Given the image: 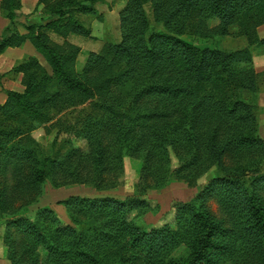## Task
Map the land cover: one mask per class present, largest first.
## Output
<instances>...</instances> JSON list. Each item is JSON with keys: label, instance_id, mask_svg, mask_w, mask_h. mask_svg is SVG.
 <instances>
[{"label": "trees", "instance_id": "16d2710c", "mask_svg": "<svg viewBox=\"0 0 264 264\" xmlns=\"http://www.w3.org/2000/svg\"><path fill=\"white\" fill-rule=\"evenodd\" d=\"M99 1L38 0L45 19L25 24L22 33L14 27L22 0H0L9 23L0 55L28 41L48 66L35 56L18 61L9 72L22 74L23 91H5L0 103L6 258L10 264H264V140L257 107L243 95L258 92L251 47L264 51L258 33L264 0H126L119 40L90 52L78 72L81 50L67 38L91 37L77 13L97 17ZM146 4L162 29L150 23ZM187 36L216 42L198 47ZM226 36L246 45L217 47ZM39 126L57 128L48 150L30 135ZM127 157L141 162L133 196H70L62 204L72 224L49 208L32 216L6 213L3 201L12 191L39 195L48 181L99 191L115 186ZM206 176L191 200L173 203L172 225L140 223L151 210L140 198L149 190L171 179L196 186ZM209 198L229 215V227L211 215Z\"/></svg>", "mask_w": 264, "mask_h": 264}, {"label": "rangeland", "instance_id": "374dc122", "mask_svg": "<svg viewBox=\"0 0 264 264\" xmlns=\"http://www.w3.org/2000/svg\"><path fill=\"white\" fill-rule=\"evenodd\" d=\"M37 2L38 0H22V8L18 11V17L16 18L14 26L18 31L25 33V24H40L41 21L45 19L41 12L42 7L37 6ZM125 2L126 0H102L97 2L93 6V8L97 11V17L77 13V17L91 30V37L70 34L67 38L68 41L80 47L81 50L76 62V70L78 72L82 70L90 52H98L108 41L119 40V13L124 7ZM145 12L152 26H154L155 29H162L161 25L154 22L153 11L150 4L145 5ZM208 23L210 26H213L216 22L209 21ZM8 24V21L2 17L0 10V37L3 35V30L8 26ZM258 33L260 37H264V24L258 28ZM49 35L56 42H61L63 40V38L53 34L52 32H49ZM184 38L198 47H212L214 42H216V40H202L188 36ZM216 44L217 47L226 50L237 49L246 45L243 38L233 36L218 38ZM251 51L253 54L254 68L258 73V92L255 94L243 92V95L247 101L257 107L259 134L264 140V51L258 46L251 47ZM37 57L41 65L48 69V66L41 55L37 53ZM0 65L1 68L4 64L1 63ZM19 75L21 78L18 77V74L12 72L0 74V101H2V98L4 97L6 99L5 91L22 89V74L20 73ZM21 91H23V89ZM30 135L34 140L39 142L45 149L48 150L50 149L54 139L57 137V128H52L48 132L47 127L39 126L33 130ZM62 137H64V135H60V138ZM73 143L83 151L87 149V144L82 139L73 138ZM171 161L174 167L177 166V160L172 155ZM140 168L141 162L139 160L127 157L124 159L123 175L117 185L110 188L99 191L86 184H70L56 187L48 181L44 184V188L39 195H37L35 191L23 192V190L17 189L12 191L15 195L13 194V196L5 198L3 205L6 208V213H12L18 210L19 213L27 216H32L39 209L49 208L52 209L63 222L72 224L62 201L70 196L88 198L114 197L118 199H125L126 197L133 196L135 194L136 183L138 182L140 176ZM261 172L264 173V163L262 165ZM108 176L109 174L106 175L107 179L109 178ZM7 178L10 182L6 188L11 191V189H14V184L12 183L13 178L11 174L8 175ZM207 179H209V176L203 177L196 186H191L183 180L171 179L164 183L160 189L149 190L140 198L151 207V210L141 217L140 223L145 227H159L164 224L172 225L175 219L173 203L187 202L191 200L198 193L199 189L206 183ZM4 185L3 178H0V188H3ZM207 207L211 215L220 220L223 226H230L229 215L220 207L215 198L208 199ZM134 213L135 211H132L130 216L132 217ZM4 226V219L1 218V240L5 229ZM2 250L6 264H10V261L5 256L6 252L4 247H2ZM180 253H182V250L179 249L174 255L177 256ZM249 264L260 263L258 261H254Z\"/></svg>", "mask_w": 264, "mask_h": 264}, {"label": "crops", "instance_id": "0c3cea01", "mask_svg": "<svg viewBox=\"0 0 264 264\" xmlns=\"http://www.w3.org/2000/svg\"><path fill=\"white\" fill-rule=\"evenodd\" d=\"M29 56L37 57V52L34 49V47L28 41L25 42L22 47H15V48L6 49V51L0 55V64L1 63L4 64L0 68V74L9 72L12 69V67L15 65L16 62L21 61L22 59L29 57ZM5 66H6V69H5ZM4 71H6V72H4ZM18 77L21 78L19 74H18ZM22 89H23V87H22ZM22 89L13 90V91L20 92ZM4 100H5V97L2 98V101H0V103H3ZM1 242H2V240H1V234H0V264H6V261L4 260L3 250H2L3 245Z\"/></svg>", "mask_w": 264, "mask_h": 264}]
</instances>
